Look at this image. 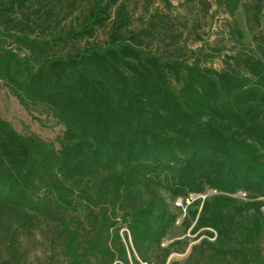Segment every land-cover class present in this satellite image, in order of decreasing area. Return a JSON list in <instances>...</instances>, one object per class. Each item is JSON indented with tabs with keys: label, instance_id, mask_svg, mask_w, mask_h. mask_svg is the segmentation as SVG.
<instances>
[{
	"label": "trees",
	"instance_id": "16d2710c",
	"mask_svg": "<svg viewBox=\"0 0 264 264\" xmlns=\"http://www.w3.org/2000/svg\"><path fill=\"white\" fill-rule=\"evenodd\" d=\"M216 1L242 7L251 34L243 44L231 24L240 47L219 68L202 49L168 53L179 34L157 7L130 30L135 0H0V80L62 125L55 146L0 114V264L36 248L38 264H264V0ZM168 171L173 198L220 192L189 209L205 236L181 261L168 257L186 240L163 244L178 208L157 190Z\"/></svg>",
	"mask_w": 264,
	"mask_h": 264
},
{
	"label": "rangeland",
	"instance_id": "374dc122",
	"mask_svg": "<svg viewBox=\"0 0 264 264\" xmlns=\"http://www.w3.org/2000/svg\"><path fill=\"white\" fill-rule=\"evenodd\" d=\"M137 3H131L129 8L132 12V23L129 26L130 30H137L146 24V19L149 17L155 7L159 8L161 13L168 17L172 26L179 34L178 39L172 45L164 46L165 41L159 43L157 41L151 44V48L157 53H161L163 47L168 49V53L182 58L188 55L192 59L194 53L196 54L201 49L208 54H212L211 58L205 59L207 64H212L214 67H221L223 65V58L225 54H231L240 46L237 37L231 32V24H235L240 28L243 37L239 40L243 44H251V34L247 30L245 14L242 7L236 9L233 14H230L225 9L218 7L216 0H208L211 2V8L204 11L201 8L199 0H170L171 7L166 9L162 1L153 0V2L146 7L143 0H135ZM261 29L264 31V18L261 21ZM106 38L105 29H99L95 34L96 42H102ZM160 46V47H159ZM158 47V48H157ZM167 53V52H166ZM0 114L1 117L8 121L11 126L22 134L36 133L40 137L51 141L58 145L57 137L60 136L62 125L58 124L47 109L39 106H32L27 109L18 98L10 91L9 87L4 85L0 80ZM171 172H164L160 175L157 190L165 197L166 201L175 206L174 200L168 191V187L173 179ZM209 189H206L208 192ZM242 190V189H238ZM218 191V190H217ZM245 191V190H243ZM248 197L251 196L248 192ZM249 200V198H248ZM246 201V200H245ZM202 202L198 205H189L185 211L181 208L174 209L178 217V223L172 224L168 230V234L163 240L164 246L175 242L177 240L182 243L186 240L188 242L184 252H172L168 259L182 260L190 250V245L197 242L201 237H204L203 231L206 228H199L196 232H191V228L195 224V219L189 218V209L197 207L201 208ZM189 223V224H188ZM212 231V230H211ZM200 232V236H195ZM214 236L216 232L213 230ZM214 237H210V240ZM174 247H179L177 244ZM40 248V247H39ZM44 260L42 250L38 248L33 249L28 258V264H38Z\"/></svg>",
	"mask_w": 264,
	"mask_h": 264
},
{
	"label": "built area",
	"instance_id": "2783aa9c",
	"mask_svg": "<svg viewBox=\"0 0 264 264\" xmlns=\"http://www.w3.org/2000/svg\"><path fill=\"white\" fill-rule=\"evenodd\" d=\"M218 193L220 192L214 188L209 189L208 192L207 191L200 192V193L191 192L185 197L177 196L174 200V204L176 207L181 208L183 211H185L187 206L191 204L194 200L200 199L202 202L207 196L218 194ZM227 194L230 196L242 199V200H248L249 198L247 192L243 190H237L234 193H227ZM256 199H260L263 201V204L261 205V210L264 213V195L258 196L256 197ZM175 222L176 223L179 222L178 217L176 218Z\"/></svg>",
	"mask_w": 264,
	"mask_h": 264
}]
</instances>
